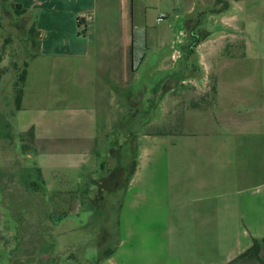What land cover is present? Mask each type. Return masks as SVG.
<instances>
[{"label":"crops","instance_id":"obj_1","mask_svg":"<svg viewBox=\"0 0 264 264\" xmlns=\"http://www.w3.org/2000/svg\"><path fill=\"white\" fill-rule=\"evenodd\" d=\"M13 1L25 7L26 16L36 21L41 34L40 51L30 61L16 118L20 133L35 129L36 164L47 191L53 194L65 177L63 171L82 169L92 160L89 155L95 153L96 139L100 136L99 111L107 115L103 129L106 133L109 123L125 113V104H117L113 114L108 97L111 87L121 90L127 80L134 79L142 63L135 56L133 24L130 35L125 30L119 34L117 27L120 20L116 16L124 26L133 0ZM225 1L227 5L219 15L228 19L232 27L237 17L229 14L231 1ZM79 19L84 21L82 26ZM84 27H87L85 34L81 32ZM222 82L221 78L215 86V99L208 108L188 106L184 97L180 102L172 98L177 89L174 82L167 86L160 106L152 101L140 103L148 109L135 113L129 121L144 120L149 125H158L165 116L171 125L164 132L143 133L129 122L124 124L126 119L123 126L118 125L113 131L114 137H118L121 129L123 139L135 137L137 142L136 170L119 210V245H127L133 235L125 220L132 211L137 219L165 218L164 264H193L192 258L202 249L218 251L222 257V191L223 186L231 184L222 169L235 164L233 186L249 179L247 167L241 170L240 167L250 151L252 158L254 155L259 158L260 169L264 170V81L230 83L229 105L222 103L226 96ZM158 107L164 110L161 116L156 113ZM205 113L212 119L207 123L209 128L202 127L207 119ZM249 189L235 191V216L248 219V225L244 227L242 223L239 232L242 245L238 251L236 245L233 249L230 246L224 264L249 249L254 238L264 237V193ZM238 195L239 202H245L244 209L238 203ZM255 217H260L261 222L255 224ZM153 231L154 228L144 234L136 233L130 245H137V252L146 253L150 247L142 248L143 245H156ZM113 255L114 252L109 257L111 262Z\"/></svg>","mask_w":264,"mask_h":264},{"label":"rangeland","instance_id":"obj_2","mask_svg":"<svg viewBox=\"0 0 264 264\" xmlns=\"http://www.w3.org/2000/svg\"><path fill=\"white\" fill-rule=\"evenodd\" d=\"M228 1L232 3L229 14L237 17L232 27L228 19L226 21L219 15L221 8L227 5L225 0H133L127 9L129 15L124 26L121 18L116 16L120 20L117 26L119 34L122 30L126 35L132 34L133 24L135 56L136 60L142 61L137 76L127 80L123 89L111 87L109 90V110L115 114L117 104H125V113L117 121L109 123V132L106 133L103 129L107 115L99 111L97 125L100 136L96 139L95 153L89 155L92 160L82 169L63 171L65 177H62L58 192L51 194L41 181L43 177L36 164V142L30 134L19 132L20 122L16 118L14 84L18 81V72L13 67V60L23 53V49H27V55L28 51L36 50V45L26 39L31 25L25 17L16 15L14 8L7 10L9 0H0V264H89L93 257L99 258L98 264H164L165 218L152 221L137 219L129 211L125 220L129 222L133 235L127 245H119V210L137 142L135 137L123 139L121 129L118 137H114L113 131L118 125L128 122L143 133L168 130L171 122L165 116L161 117L158 125H149L144 120L133 123L129 120L135 113H144L148 109V106L141 107L140 103L152 101L160 106L162 96L172 82L177 83V89L171 96L176 101L185 98L188 106L194 104L208 108L214 102V87L221 78L226 88L222 103L228 105L231 91L227 87L230 83L264 81V0ZM23 59L22 55L20 60ZM182 77L188 83L185 81L180 85ZM160 108L156 111L158 116L164 113ZM205 114L207 119L200 118L204 120L202 127L209 128L207 123L212 119ZM123 119L127 120L124 124ZM116 140L123 144L122 149L113 144ZM248 152L243 157L240 170L247 167L251 173L249 179L233 186L231 176L233 169L235 172V164L222 169L228 175L225 179L231 183L223 186L222 191L219 241L222 261L218 251L202 249L192 258L193 264H211L214 261L224 264L230 246L233 249L236 245L238 251L242 245L239 232L242 223L244 227L248 225V219L235 216V191L248 187L259 194L264 193L262 164L258 162L259 158L257 160L255 155L252 158ZM248 155L250 159H247ZM31 181L43 182L46 192L31 193L28 190ZM239 199L238 195V203L244 209L245 202L240 203ZM226 204L230 207L226 208ZM260 219L255 217V224L260 223ZM157 221L159 223L154 226ZM83 224L97 227L95 249H87L86 246L81 249L74 245L75 228L78 230ZM153 228L156 245H143L142 248L150 249L146 253L137 252V245H130L134 243L136 233L144 234ZM109 249L114 250L112 262L109 261L110 256H104ZM262 254L264 256V249ZM251 263L264 264V260ZM251 263L236 261L229 264Z\"/></svg>","mask_w":264,"mask_h":264},{"label":"trees","instance_id":"obj_3","mask_svg":"<svg viewBox=\"0 0 264 264\" xmlns=\"http://www.w3.org/2000/svg\"><path fill=\"white\" fill-rule=\"evenodd\" d=\"M6 0H3V2H5ZM9 5L7 6V10L10 7V9L14 8L13 10H15V14L21 17H25L26 21L31 25V27L28 29L27 31V40L28 42H32L33 45H36V50H34V52H29L28 51V55L26 54L25 51H27V49H23V53L18 54L14 60H13V67L14 69H16V72H18V81H15V92H16V97H15V108L16 111L19 110L21 108V104H22V99H23V95H24V89H25V83L27 80V75H28V68H29V64L30 61L39 53L40 51V46H41V34H40V30L37 28V24L36 21H31L27 16H26V9L22 4L19 3H15L13 0H9ZM12 7V8H11ZM83 19H79V24L80 26H82L83 23ZM87 31V27H84L81 32L83 34H85ZM36 37L39 38V40H36ZM25 45V43H23ZM198 45V44H197ZM27 47V45H25ZM196 48V46H195ZM194 52V50H192ZM22 55L24 56V59L21 61L20 58L22 57ZM25 57H27L25 59ZM29 59V60H28ZM2 58L0 57V62H1ZM182 79L184 80V78L182 77ZM2 79H1V75H0V83H1ZM216 91V87H214V92ZM30 134V138L32 140H35L36 138V133H35V129L34 128H30L28 131L25 132V135ZM22 135V134H20ZM24 135V134H23ZM22 135V136H23ZM113 144L116 145L117 147H120V149H122V145L123 144H119V141H113ZM103 163V167H104ZM136 160L134 158L133 163H132V167L131 170L128 174V177L126 179L125 182V186L124 187H128V183L130 181V178L132 176V174L135 172L136 170ZM43 179H41L42 181ZM28 190H30L31 193H42V192H46L45 187L43 185V182L40 184V182L38 181H31L29 182V186H28ZM86 228V231H85ZM75 233H76V240L74 245H79L81 247V249H84L83 247L86 246L87 249L90 248H96L97 243H98V231H97V227L95 225L89 224L88 226H85L84 224L82 225V227L75 228ZM89 241H86V240ZM73 242V241H72ZM85 242H87L85 244ZM89 243V245H88ZM264 249V237L263 238H254L253 239V243L252 246L247 249L245 252H243L242 254H240L238 257H236L234 260H232L231 262H236V261H242L244 263H251V261L253 262H262L264 260V256L262 254ZM114 250L113 249H109L105 252L104 256L108 257L111 256L113 254ZM99 258H94L90 259L89 264H98ZM229 262V263H231ZM227 263V264H229ZM50 264V263H48ZM252 264V263H251Z\"/></svg>","mask_w":264,"mask_h":264}]
</instances>
